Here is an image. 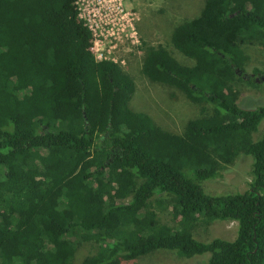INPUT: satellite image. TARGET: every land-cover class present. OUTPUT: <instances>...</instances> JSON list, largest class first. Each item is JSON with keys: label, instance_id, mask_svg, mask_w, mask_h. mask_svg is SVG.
Wrapping results in <instances>:
<instances>
[{"label": "trees", "instance_id": "16d2710c", "mask_svg": "<svg viewBox=\"0 0 264 264\" xmlns=\"http://www.w3.org/2000/svg\"><path fill=\"white\" fill-rule=\"evenodd\" d=\"M77 2L0 0L1 264H76L83 244L97 248L81 264L160 250L264 264V104L242 108L237 86L264 81L245 50H264V0H205L178 25L171 44L194 66L143 43V75L201 106L181 134L134 110L135 81L95 59ZM240 156L253 158L249 189L205 192ZM223 221L235 240L195 238Z\"/></svg>", "mask_w": 264, "mask_h": 264}, {"label": "rangeland", "instance_id": "374dc122", "mask_svg": "<svg viewBox=\"0 0 264 264\" xmlns=\"http://www.w3.org/2000/svg\"><path fill=\"white\" fill-rule=\"evenodd\" d=\"M124 4L134 14L135 37L130 38L132 31L128 28L120 40L114 41L110 46H116L114 52L120 67L135 81L136 92L131 106L136 112L150 115L165 130L181 134L189 121L201 116V106L190 102L177 89L152 82L145 77L141 71L144 56L142 47L144 42L150 46H164L181 64L194 66V60L173 47L171 38L178 25L201 15L205 0H124ZM245 50L250 57L246 66L247 75L252 76L254 69L264 71V50L258 46L246 47ZM237 86L241 92L238 104L242 108H256L264 104V81L259 82V87L249 86L245 82L238 83ZM211 110L208 107L207 113H211ZM263 131L264 122L254 138L260 137ZM252 162L251 156H240L226 168L221 178L202 183L205 192L211 195L245 192L252 181ZM160 217L167 224H176L171 211L160 213ZM237 230L236 222H215L209 228L198 229L194 237L201 241L215 238L233 241L237 237ZM96 248L92 244H83L78 251L76 264H81L84 258L94 254ZM208 259L209 254L188 259L173 251L160 250L127 264H206Z\"/></svg>", "mask_w": 264, "mask_h": 264}, {"label": "built area", "instance_id": "2783aa9c", "mask_svg": "<svg viewBox=\"0 0 264 264\" xmlns=\"http://www.w3.org/2000/svg\"><path fill=\"white\" fill-rule=\"evenodd\" d=\"M77 5L80 18L92 33L91 52L95 59L119 65L114 52L116 46L110 45L119 41L128 28L132 31L130 38L135 37L134 14L127 10L124 0H78Z\"/></svg>", "mask_w": 264, "mask_h": 264}]
</instances>
